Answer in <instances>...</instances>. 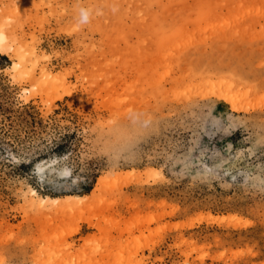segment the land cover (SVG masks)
Masks as SVG:
<instances>
[{"label":"rangeland","instance_id":"rangeland-1","mask_svg":"<svg viewBox=\"0 0 264 264\" xmlns=\"http://www.w3.org/2000/svg\"><path fill=\"white\" fill-rule=\"evenodd\" d=\"M0 32V264H264V0H0Z\"/></svg>","mask_w":264,"mask_h":264},{"label":"bare ground","instance_id":"bare-ground-1","mask_svg":"<svg viewBox=\"0 0 264 264\" xmlns=\"http://www.w3.org/2000/svg\"><path fill=\"white\" fill-rule=\"evenodd\" d=\"M2 39H3V33L0 32V44H1V42H2ZM0 46H1V45H0ZM230 99H231V98H230ZM235 109H236V108H235ZM31 191H32V194H35V193H36V192L34 193L33 190H31ZM39 200H40V201H43L44 198H40ZM45 201H47V200H45ZM43 203H44V202H43Z\"/></svg>","mask_w":264,"mask_h":264}]
</instances>
